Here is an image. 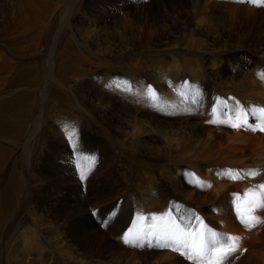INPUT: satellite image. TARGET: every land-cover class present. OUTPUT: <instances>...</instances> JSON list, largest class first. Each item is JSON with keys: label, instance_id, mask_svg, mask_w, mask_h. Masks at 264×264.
<instances>
[{"label": "bare ground", "instance_id": "obj_1", "mask_svg": "<svg viewBox=\"0 0 264 264\" xmlns=\"http://www.w3.org/2000/svg\"><path fill=\"white\" fill-rule=\"evenodd\" d=\"M63 1L69 37L54 28ZM96 1L0 0V243H13L7 264H191L171 250L121 239L129 229L146 232L152 216L188 223L189 212L239 237L228 264H264V209L250 230L235 211L237 195L264 183V131L210 123L226 121L237 104L264 108V7L114 0L112 10L95 6L97 15L79 24L80 11ZM45 74L33 126L35 100L24 93ZM55 102L68 108L50 114ZM63 116L67 130L56 124ZM257 123L249 113L248 125ZM28 130L33 145L21 178L20 155L7 147ZM228 170L241 178H228ZM249 170L258 175L246 176ZM14 212L12 229L24 230L15 242L6 232Z\"/></svg>", "mask_w": 264, "mask_h": 264}, {"label": "snow or ice", "instance_id": "obj_2", "mask_svg": "<svg viewBox=\"0 0 264 264\" xmlns=\"http://www.w3.org/2000/svg\"><path fill=\"white\" fill-rule=\"evenodd\" d=\"M239 3H248L254 7H264V0H236ZM258 78L264 81V72L258 74ZM125 90L131 91L128 86ZM198 95V91L193 89ZM147 95L156 100V93L149 86ZM218 104L222 103L217 101ZM218 111L213 108V113ZM232 115L226 121L213 119L210 123H228L233 128L249 127L252 131H264V108H248L237 104L231 110ZM255 115L258 123L255 126L248 125V114ZM223 114V113H222ZM94 162V157L89 158ZM225 175L232 179L238 180L240 174L234 170H228ZM248 177H255L258 172L249 170L245 172ZM86 177V172L81 170V179ZM191 182L197 186H205L204 182L192 175ZM211 187V185H206ZM259 209H264V183L253 186L246 190L243 196L235 197V211L240 222L247 228L252 229L261 222L260 218L255 215ZM95 215V213H94ZM189 222H177L178 218H173L170 214L165 213L161 216H152L153 223L149 225L145 232L143 229L125 232L121 239L126 245L157 247L168 249L185 257L191 264H228L232 257L239 250V237L219 234L209 229L203 220L194 212H189ZM142 220L143 217H138ZM191 220H195L198 228L194 227ZM106 223V221H105Z\"/></svg>", "mask_w": 264, "mask_h": 264}, {"label": "rangeland", "instance_id": "obj_3", "mask_svg": "<svg viewBox=\"0 0 264 264\" xmlns=\"http://www.w3.org/2000/svg\"><path fill=\"white\" fill-rule=\"evenodd\" d=\"M64 3V4H63ZM99 5V6H98ZM102 5V6H101ZM114 5H116V1H114V0H99V1H96V3H95V5L94 6H90V7H88V8H83L84 9V12L82 11H80V13H79V15L77 16V21L79 22V24L81 23H83L84 25L86 24V20H88V19H91L92 18V15H94V13H95V11H96V8L97 9H99L100 11L99 12H102V11H104V12H106V11H110V10H112V8L114 7ZM95 6H96V8H95ZM59 8H58V11H57V13L56 14H60L59 15V17L57 18L58 20H61V24H65V25H61L60 23H59V21L58 22H56L55 23V25H54V28L55 29H57V30H60V33L62 32V33H67V35H68V3H66V1H63L62 2V4L60 5V6H58ZM61 8V9H60ZM63 11V13H64V15L63 16H61V12L60 11ZM86 12V13H85ZM90 13H91V15H90ZM96 15H97V12L95 13ZM66 15V16H65ZM62 17V18H61ZM64 17V18H63ZM63 19H64V21H63ZM66 19V20H65ZM95 19V18H94ZM82 21V22H81ZM85 22V23H84ZM67 24V25H66ZM78 26H80V25H78ZM77 26V27H78ZM76 27V26H75ZM72 33H73V31H72ZM45 34H46V32H45ZM44 34V35H45ZM56 34H59V33H56ZM46 36V35H45ZM56 36V35H55ZM68 37H69V35H68ZM68 39V38H67ZM26 40V39H25ZM49 44H50V46H56L57 45V40H56V37H54V36H51L50 37V39H49ZM53 42V43H52ZM34 42H31L30 44H33ZM45 49V48H44ZM43 49V50H44ZM48 62V61H47ZM45 65H47L46 64V61H45ZM44 65V66H45ZM46 68H47V66H45ZM45 70V72H47V69H44ZM47 80H46V74L44 75V77L42 78V83L40 84V86L39 87H36V88H28L27 90V92H25L24 94H27V98H30V99H32V100H35V103L33 104V108L30 110V113L32 112L33 114H34V117H33V119H34V121H33V126L35 125V124H37L38 125V123L40 122V117H39V113H40V111L42 110V107H43V105H41V102H42V98L45 96V94L46 93H44L45 92V90H43V88H44V86L47 84V82H46ZM92 87L93 88H97L98 90H99V93H101V94H103V92H106V91H104V90H102L99 86H97V84H96V82H94L93 84H92ZM60 92L63 94V95H66L65 94V92L64 91H62V90H60ZM112 92V91H111ZM128 103V102H127ZM126 103V104H127ZM36 104V105H35ZM61 104H63V105H65L64 103H53L52 105L54 106L53 107V109L52 110H49V113L50 114H53V112H56L55 111V109L57 110V109H62L63 107H65L66 106V109L68 108V102L66 103V105L65 106H63V105H61ZM56 105V106H55ZM36 107V108H35ZM27 112H29V111H27ZM67 112H68V110H67ZM72 113H74V114H76L78 117H79V115L81 116V112H80V108H75V110L73 109L72 111H71ZM38 113V114H37ZM51 117V116H50ZM68 116H63V117H60L59 118V122L60 123H58V122H56V124H57V126H59L60 124V126H61V129H63V130H67L68 129V126L67 125H63V123H62V121H65L66 120V118H67ZM63 119V120H62ZM29 132V133H28ZM28 134H26L25 136H23V137H21V138H19V139H17V141H15L14 140V145L13 144H11L10 146H8L7 147V149H9V150H11V149H13L18 155H20L19 157V160H18V164H17V172L18 173H20V176H21V178H24V176L25 175H23V171L25 170V168H26V166H27V162H28V159H29V153H30V150H31V147H32V145H33V137L31 136V133L33 132V130H28ZM31 136V137H30ZM25 139V141L23 140V139ZM31 139V140H30ZM28 144V145H27ZM20 145V146H19ZM16 146V147H15ZM27 147V148H26ZM17 148H19V149H17ZM12 151V150H11ZM24 152V153H23ZM28 153V154H27ZM23 155V156H22ZM25 160V161H24ZM23 161V162H22ZM20 165V166H19ZM22 173V174H21ZM25 173V172H24ZM17 212H18V210H17ZM17 212H14L13 213V216H12V220H9L10 222H8V226L6 227V232L8 231L9 232V238H12V240H13V242H15V241H17V240H20V235L21 234H23V232H24V230L22 229V230H14V229H12V227H13V225H14V219L16 218V215H17ZM14 217V218H13ZM11 223V224H10ZM13 224V225H12ZM9 226H11L10 228H9ZM21 232V233H20ZM16 239V240H15ZM2 243H0V264H7L8 263V259H9V257L10 256H8V254H9V252H7V248L8 247H4L3 246V243L5 242V240L4 241H1ZM13 245V243H11V246ZM51 242H48V247L46 246V248H50V247H54L53 245H51ZM11 246L8 248V251H10L11 250ZM52 251L51 252H54V250L53 249H51ZM56 255H58V253H56V252H54ZM7 257H6V256ZM6 259V260H5ZM7 261V262H6Z\"/></svg>", "mask_w": 264, "mask_h": 264}]
</instances>
